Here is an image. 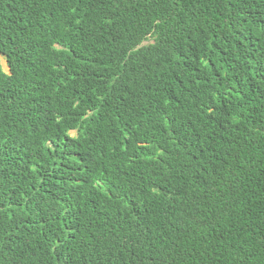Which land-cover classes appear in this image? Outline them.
<instances>
[{"label":"trees","instance_id":"obj_1","mask_svg":"<svg viewBox=\"0 0 264 264\" xmlns=\"http://www.w3.org/2000/svg\"><path fill=\"white\" fill-rule=\"evenodd\" d=\"M0 264H264V0H0Z\"/></svg>","mask_w":264,"mask_h":264},{"label":"rangeland","instance_id":"obj_2","mask_svg":"<svg viewBox=\"0 0 264 264\" xmlns=\"http://www.w3.org/2000/svg\"><path fill=\"white\" fill-rule=\"evenodd\" d=\"M1 64H2V67L3 69L8 72L9 71V66L7 64V61L5 59V57L3 55H1ZM72 134H74L75 132H71Z\"/></svg>","mask_w":264,"mask_h":264}]
</instances>
